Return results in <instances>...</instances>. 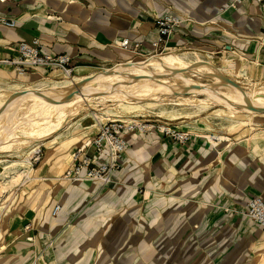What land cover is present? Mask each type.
<instances>
[{
	"label": "crops",
	"instance_id": "1",
	"mask_svg": "<svg viewBox=\"0 0 264 264\" xmlns=\"http://www.w3.org/2000/svg\"><path fill=\"white\" fill-rule=\"evenodd\" d=\"M86 1L91 6L100 8L95 13V22L85 20L86 15L90 16L95 11L90 9ZM226 1L79 0L82 6L80 8L85 9L84 15L80 13L79 18L71 15L69 10L66 15L64 12L59 13L61 18H51L32 13L31 9L9 5L8 13L12 19L18 21V27L9 29L0 25V56L11 55L6 48L19 41L31 44L34 39H39L44 53L52 56L68 55L77 76L84 74L78 72L81 68L95 71L108 69L118 61L122 63L140 59L118 49L114 42L125 38L153 39L156 36V16L168 11V6H171L186 20L180 29L179 37L171 40V47L210 54L214 59L223 55L221 63L226 54H235L264 72V5L252 1L245 2L236 15V24L232 28L227 24L229 22L226 21L225 14L220 11ZM2 10L3 8L0 12ZM224 47L230 49V52H222ZM244 64L245 62L242 65ZM39 80L43 79L38 74L25 79L28 82ZM182 124L179 122L171 125L178 130H185ZM91 126L93 125H88L85 129ZM220 133L226 136V132ZM190 136L188 143H182L157 132L156 138L149 135L136 143L138 135H127L130 147L125 155L124 165L109 187L102 188L96 183L68 185L64 176L62 179L52 178L57 186L50 193L48 207L54 211V208L61 204V211L44 225L32 207L33 202L31 207H26V201L20 208L17 204L6 218L3 227L0 237V260H5V264H30L40 250L42 251V247L46 249L49 243H57L58 234H65L69 228L80 224V218L86 212L85 207L90 201H100L108 192L120 187L128 190V193L131 190V200L134 202L132 191L142 183L144 200L148 201L145 199L146 194H152L155 186L153 182L156 181L158 185H162V194L173 198L153 211V216L157 218L145 214L144 223L139 224V227L146 229L153 218L154 224L157 225V229L151 230L150 227L141 243L145 253L150 252L146 250H151L152 245L154 246L149 259L154 253L159 254L161 259L162 255H165V258L169 252L177 255L187 251L191 259L200 261V264H231L232 260L241 259L245 249L242 245L245 219L237 212L245 210L248 197L264 196V182L259 174L247 172L245 165L241 167L238 157L232 158L238 165L233 168L232 174H228L226 156L219 158L221 149L226 150V140L214 146L212 142L219 141L214 132L194 128ZM82 141L83 139L66 149L63 154L80 147ZM61 159L64 162L65 156ZM50 160L51 157L47 161L48 170L45 171L48 174L44 173L42 178L52 174L51 165L54 161ZM159 165L162 171L157 173L156 168ZM64 181L66 184H63ZM60 187L62 193L65 192L61 203L59 195L62 193L56 192ZM173 191L175 193H172ZM97 226L106 225L102 220L97 222ZM119 227L124 225L115 226ZM32 237L33 245L25 240ZM127 243L134 241L130 238ZM29 253L32 255L28 257ZM23 256L27 257L23 259L26 261L22 260ZM9 260L14 261L10 263ZM44 262L53 264L47 253Z\"/></svg>",
	"mask_w": 264,
	"mask_h": 264
},
{
	"label": "rangeland",
	"instance_id": "2",
	"mask_svg": "<svg viewBox=\"0 0 264 264\" xmlns=\"http://www.w3.org/2000/svg\"><path fill=\"white\" fill-rule=\"evenodd\" d=\"M78 1L79 0H10V5L16 8L23 7L24 9H31L32 13L42 14L46 17L51 18H61V14L59 13L64 12V14L66 15L69 13V10L71 11V15H73L75 18H79L78 16L80 13L84 15L85 9L82 10L80 8L82 6ZM247 1L255 2L254 0ZM245 2H242V4L240 5H235V9L233 10V12L229 11V9L223 11L226 16V21L229 22L227 24H230L232 28L233 25L236 24L235 17L240 12V9L245 4ZM85 3L90 5H88L90 9H95V11H93L94 14L92 11V14L90 16L85 14V20L91 21V23L95 22V13L97 9L100 8L91 6V4L87 1ZM227 4H230V0H227L224 3V5ZM223 6L221 7V9L223 8ZM168 7V11L173 12L174 14H178L173 7ZM1 8L3 7L0 6V9ZM7 8L8 7H4V9ZM227 16L231 18H228ZM224 26H226V24H224ZM188 52H192L188 54L190 57L195 56V54H199V56L203 60H212L213 62H215L214 64L216 67H221L223 64L220 62V59L221 57H223V55H220L219 59H214L213 55L202 53L200 54L199 52L197 53L195 51L185 50L178 53L183 54ZM226 57L230 58L232 60V63L235 64V66L232 67L230 71H228V78L234 79L236 83L240 84L238 85L240 87L244 86L246 88H264V72L258 70L255 64L252 65L245 59H240V57L236 56L235 54H226ZM134 61L145 60L135 59ZM243 62H245L246 64L247 75L236 77L235 74L241 71ZM7 71L8 70L5 69L3 71L4 73L0 74V93L6 94V99L12 97V94L8 90V84L16 83L23 86H29L46 80L43 79L33 82L17 81L13 80V77H11V73H7ZM87 71L89 72L91 70L89 69ZM194 79H198L199 81L208 84L213 83L212 79H206L205 77H194ZM49 80L63 81L62 78ZM109 104L112 105L113 112L115 114L111 115L107 122L118 118H127L128 120L137 118L135 120H154L171 122L172 124L182 122L185 130H182L183 128L176 130L180 133H188L189 135H192L194 128H203L206 129L209 133L214 132L215 136L217 138L219 137V141L215 143L219 144V142L226 140V150L221 149L222 151H220L221 154L219 155L220 159L224 155L226 156V161H228L226 172H228V174H232L234 172L233 168L238 164H236L232 158L238 157L241 167L245 165L247 168V172H252L256 175L259 174L264 182V147L259 149L255 148L251 145L250 141L251 137L257 135L259 131L264 130V117H253L252 121L254 122L252 123L253 127H251L250 124L238 123L239 120H244L247 118V113H238L232 119L228 118L225 112H217L220 109L225 110V107L215 102L211 103L207 109L202 111H197V109H194L192 107L166 105L165 114L161 113L162 108L158 105L148 106L145 108L123 110L120 107L113 105V103ZM93 105L95 109L93 110V112L102 114L101 108H103L104 104L94 103ZM80 118L81 117L78 116L73 119V124L75 125L74 129L72 130V136L64 135L54 141L52 139H49L50 143H47L46 145L43 144L41 146V158L39 159V161L32 160L33 171L31 177L35 178L34 181L25 182L23 184L19 183V185H15L11 189H9L7 194L5 193V197L0 202V215H2V220L0 222V237L3 232V227L6 223V218L10 216V213L14 210V208H16L17 204H19L18 208H20L25 201L26 207H29L33 202L32 207L38 214V218H41V221L45 223L44 225H46L47 222L53 220V209L50 208L49 210L48 202L50 200V193L55 190V187L57 185H55V179H51H62L63 176H65L69 171L70 162L72 160V149H70L68 152H65L64 154L63 152L82 139V144L88 142L97 134V131L99 129V127L97 126L88 130L85 129V127H87L88 125L96 124L91 117H87L86 119H84L80 123L81 126L76 125ZM65 131L66 130L62 131V133H65ZM220 132H226V136ZM149 135H153L152 138H156L157 131L152 130L148 133H142L141 135H138L139 139L136 141V143H139L141 140L149 137ZM168 138L173 139L170 136ZM214 146L216 145L214 144ZM129 147L127 149V152L129 150ZM49 148L52 149V153L50 154V161H54L51 165L53 166L51 169L52 174H49L48 176L42 178L44 173L48 174L45 172L46 170H48V163L42 164L41 162L46 157L47 149ZM62 154L65 156L64 162H62L61 159V157L63 156ZM1 158H7L8 160H17L16 156L0 153V159ZM39 166H41L40 170L38 169ZM161 171L162 168L159 165L156 168V172L160 173ZM63 184H66V181H64ZM67 184L71 185L70 182H68ZM96 185L99 186L100 182H97ZM153 185H155L153 189L154 191L152 192V194L150 192H147L145 197V199L148 201L144 200L143 183L138 185L135 189L133 188L134 190L132 192H134V202L131 200V190H129L128 193V190H124L123 188L120 189V187H117L108 192V194L105 197H102L103 199L100 201H90L85 207L86 212L80 218V224L69 228V230L65 232V234H63V232L58 234L56 244L53 245L52 242L49 243V245L47 244L48 247L46 248V253L52 258V263L200 264V261L191 259L190 253L188 251L177 255L169 252L167 253L165 258H163L165 255H162L163 259L159 258V254L154 253V256L152 255L151 259H149L148 257L152 254L154 248V246L152 245L151 250L150 248L146 250L150 252L145 253L144 246L141 244L142 239L144 235H147V233L150 231V227L151 230H153V228L157 229V225H155L152 220L153 218H157L153 216V211L155 209H159L160 205H164L166 201L168 203V201H171V198H173L172 196H164L162 194V185H158L157 181L153 182ZM67 186L65 188H67ZM61 190L62 187L58 188L56 192H60ZM172 193H175V191H173ZM64 196L65 192L59 195L60 203L62 202ZM146 204L148 205L145 207ZM58 206L61 207V204H59ZM145 214L153 218L151 219V223L148 224L150 226L146 229H143L139 227V224L142 225V223H144L143 216ZM242 218L245 219L243 229L244 234L242 235V245L245 246V249L241 254L242 258L236 261L232 260L231 264H264V230L251 224V222H249L247 218ZM102 220L104 221V224L106 226L98 227L97 222H101ZM117 225H124V227L115 228V226ZM130 238L133 239L134 243H127ZM112 239L114 242L112 241ZM116 241H119V243H117ZM42 248V251L40 250V253L42 252L41 255H43V253L45 252L44 247ZM30 255H32V253H29L28 257ZM23 259H27V257L25 258L23 256L22 260ZM40 263L45 264L44 256L42 259H40Z\"/></svg>",
	"mask_w": 264,
	"mask_h": 264
},
{
	"label": "bare ground",
	"instance_id": "3",
	"mask_svg": "<svg viewBox=\"0 0 264 264\" xmlns=\"http://www.w3.org/2000/svg\"><path fill=\"white\" fill-rule=\"evenodd\" d=\"M10 4L8 1L7 6ZM188 54L170 53L145 61L122 62L102 71L81 68L78 72L83 75L75 73L63 81L46 79L29 86L8 84L12 97L6 99V94L0 93V153L16 156L17 160L0 159V202L15 185L34 181L32 157L43 144L50 143L49 139L72 136L73 119L78 116L81 118L76 125L81 126L84 119L91 117L96 124L86 130L99 127L115 114L109 103L123 110L158 105L165 114L166 105L202 111L215 102L225 107L217 112H225L228 118L247 113V118L238 123L251 127L253 117H264V88L240 87L228 78V71L235 66L230 58H222V66L216 67L212 60ZM236 75H247L245 64ZM194 77L209 78L213 83ZM94 103L104 104L102 114L93 112ZM250 141L255 148L264 147V130ZM51 153V148L47 149L42 163H47ZM5 263L0 260V264Z\"/></svg>",
	"mask_w": 264,
	"mask_h": 264
},
{
	"label": "built area",
	"instance_id": "4",
	"mask_svg": "<svg viewBox=\"0 0 264 264\" xmlns=\"http://www.w3.org/2000/svg\"><path fill=\"white\" fill-rule=\"evenodd\" d=\"M8 1L10 0H0V6L3 7L0 12V25L15 29L18 27V21L12 19L8 10L4 9V7H7ZM245 1L247 0H230V4L224 5L221 12L227 9L232 11L235 5H240ZM254 1L262 4V6L264 5V0ZM185 21L181 15L166 11L157 15L154 20L156 36L153 39H118L114 42V45L118 49L131 53L142 60H147L153 56L185 51L170 46L171 40L179 37L180 29ZM6 49L12 54L0 56V74L7 69L12 74L13 80L24 82L25 79L34 74H38L42 79H71L75 75V68L71 65L72 60L70 57L66 54L52 56L44 53L39 39H34L31 44L19 41ZM188 51L192 50L188 49ZM224 51L228 53L230 49L224 47L222 52ZM119 63L120 61L116 64ZM135 119L118 118L106 123H100L97 134L88 142L72 151L70 169L64 176V180L71 184L100 182L102 188L112 185L116 174L124 165V158L129 147L127 135H141L142 133L155 130L165 137L170 136L182 143L190 140L191 136L188 133L176 131L177 129L172 127L171 122ZM91 150L92 154H90ZM41 153L42 150L39 149L37 153L33 154L32 160L39 161ZM60 211L61 207L56 206L52 216L56 217ZM237 213L264 230V197H248L245 210ZM1 220L2 215H0V222ZM26 240L33 245V237ZM46 251L47 249H45L43 255H41L42 252L39 253L30 264H39Z\"/></svg>",
	"mask_w": 264,
	"mask_h": 264
}]
</instances>
